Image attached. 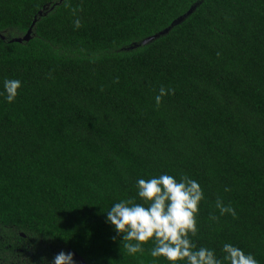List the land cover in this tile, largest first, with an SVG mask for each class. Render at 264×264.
I'll use <instances>...</instances> for the list:
<instances>
[{
	"label": "trees",
	"instance_id": "16d2710c",
	"mask_svg": "<svg viewBox=\"0 0 264 264\" xmlns=\"http://www.w3.org/2000/svg\"><path fill=\"white\" fill-rule=\"evenodd\" d=\"M6 78L0 264H166L128 255L103 212L164 173L203 189L198 247L264 264V0H0Z\"/></svg>",
	"mask_w": 264,
	"mask_h": 264
},
{
	"label": "clouds",
	"instance_id": "9594fccd",
	"mask_svg": "<svg viewBox=\"0 0 264 264\" xmlns=\"http://www.w3.org/2000/svg\"><path fill=\"white\" fill-rule=\"evenodd\" d=\"M74 26L80 28L79 18L74 20ZM21 87L19 79H4L0 98L5 103H14ZM172 94V89L160 87L154 97L156 106ZM135 192V196L121 199L103 211L106 223L116 234L113 239H120V247L123 246L128 255L144 254L145 246L151 244L148 255L153 261L163 259L166 264H259L251 253H245L232 243H224L217 255L215 249L198 247L193 242L191 237L198 232L197 218L205 199L203 189L195 179L188 175L177 178L167 173L148 179L138 178ZM215 208L220 216H236L231 204H225L220 198L215 201ZM210 219L217 217L210 215ZM40 264H74V257L72 253L62 251L51 262L42 257Z\"/></svg>",
	"mask_w": 264,
	"mask_h": 264
},
{
	"label": "water",
	"instance_id": "95a60500",
	"mask_svg": "<svg viewBox=\"0 0 264 264\" xmlns=\"http://www.w3.org/2000/svg\"><path fill=\"white\" fill-rule=\"evenodd\" d=\"M44 15V11L39 12V16H43ZM38 18L35 19L34 24L37 22ZM31 33H32V29H30V31L27 33V35L23 38H17L12 40V42H17V43H21L23 41H30L31 39ZM72 254L76 257V259L81 263V264H87L84 259H82L78 254H76L75 252H72Z\"/></svg>",
	"mask_w": 264,
	"mask_h": 264
}]
</instances>
